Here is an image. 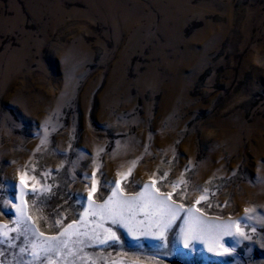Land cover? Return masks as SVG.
<instances>
[{"label": "rangeland", "instance_id": "rangeland-1", "mask_svg": "<svg viewBox=\"0 0 264 264\" xmlns=\"http://www.w3.org/2000/svg\"><path fill=\"white\" fill-rule=\"evenodd\" d=\"M43 184L34 236L9 201ZM169 195L213 226L189 249L184 211L141 235ZM0 226V264H264V0H0Z\"/></svg>", "mask_w": 264, "mask_h": 264}, {"label": "snow or ice", "instance_id": "snow-or-ice-1", "mask_svg": "<svg viewBox=\"0 0 264 264\" xmlns=\"http://www.w3.org/2000/svg\"><path fill=\"white\" fill-rule=\"evenodd\" d=\"M131 171V170H130ZM42 174L36 173L35 176H40ZM35 176L33 178H35ZM107 183V181H105ZM21 184L24 185V178L21 177ZM145 188H148V185L144 186ZM176 185L173 184V188H175ZM51 192V187L47 184H43L40 188H37L33 186L30 189V192H26L24 187H21L20 189V198H21V204L17 205L12 201H9L11 206L15 208V213L18 216V219L14 222L17 226H22V230L27 232L30 231L35 236L37 233V229L33 226L29 225L28 221L31 219V217H27L25 213V209L22 206L24 203V197L29 196L31 199L33 206H37L38 204H43L46 201L47 195ZM115 196L116 193H113ZM92 196V191L90 190L88 193V197L86 199L90 198ZM111 199V198H110ZM170 199L169 196H163V197H155L154 204L155 206H162L161 211L157 214V218L153 220L154 228L155 230H151V226L149 230H142L141 235L143 236H152L155 239H158L161 241V246H164L163 242L166 239L165 232L173 225V223L181 219L180 213L181 211H184V216L187 217L185 219L186 228L183 231V246L186 249H189L193 246L194 242L201 241L203 235L205 232H207L211 227V225H208L204 220L201 219V217H198L193 213V210L191 207H188L186 210H184V205H176L175 203L169 204L168 200ZM205 199V196H201L200 198ZM131 203L127 200H121L116 208L108 209L107 208V202L104 205L95 206L98 207L101 212L100 215H103L105 212H107L110 216H112V222L113 223H119L120 221L117 219L118 216L122 215V206L127 205ZM195 203L199 204L200 200H197ZM199 211V209H197ZM247 211V210H246ZM93 216H96L98 213L93 210L91 212ZM236 224L237 232H239V235L243 239H248V236L245 235L243 232H240V226L239 222H234ZM232 224H228L224 227L223 231L221 232V235L224 236H235L236 234L232 232ZM0 227H7V226H0ZM74 225H68L63 232L60 233L59 236H52L47 237L44 240V243L47 245L46 248L43 249L45 253L53 251V250H59V245H63L64 248H67L68 241L66 239H63V237H70V236H79L80 232L79 230L70 231L73 229ZM218 227V226H217ZM12 231H15V228L12 229ZM109 233V235L106 238H100L99 235L94 234L93 238L98 240L100 244H116L120 241V237L116 235L115 232H112L111 230H105ZM129 231H132V229H129ZM40 236H43L44 234L42 232L39 233ZM86 235V233H85ZM12 237H8V239H11ZM5 237L0 236V242H4ZM217 243H219V239H217ZM220 247L223 248V251L219 254L225 255L230 254V249L228 247H224L223 244H220ZM24 251V250H22ZM209 251H217V248L213 245L209 247ZM32 256L35 259H41L40 254L37 253L35 250L32 251Z\"/></svg>", "mask_w": 264, "mask_h": 264}]
</instances>
